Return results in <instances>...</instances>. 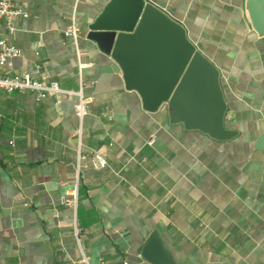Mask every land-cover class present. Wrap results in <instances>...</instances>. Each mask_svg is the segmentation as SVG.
I'll list each match as a JSON object with an SVG mask.
<instances>
[{
  "label": "crops",
  "instance_id": "0c3cea01",
  "mask_svg": "<svg viewBox=\"0 0 264 264\" xmlns=\"http://www.w3.org/2000/svg\"><path fill=\"white\" fill-rule=\"evenodd\" d=\"M149 1L219 69L235 135L217 140L171 123L163 106L144 109L87 38L110 0H14L28 15L14 31L0 26L20 50L7 68L74 89L87 64L82 152L109 165L78 173L76 97L0 92V264H84L75 220L90 264H161L140 253L153 231L170 264H264V3L254 23L248 0ZM75 188L76 206L65 201Z\"/></svg>",
  "mask_w": 264,
  "mask_h": 264
},
{
  "label": "water",
  "instance_id": "95a60500",
  "mask_svg": "<svg viewBox=\"0 0 264 264\" xmlns=\"http://www.w3.org/2000/svg\"><path fill=\"white\" fill-rule=\"evenodd\" d=\"M258 1L264 3L247 2L254 23L260 21ZM87 38L113 59L111 70L123 72L126 88L141 95L145 110L156 112L163 106L171 123L217 140L235 135L225 126L227 101L219 69L197 49L186 28L157 5L149 0H110L89 22ZM140 253L154 263L172 261L157 231Z\"/></svg>",
  "mask_w": 264,
  "mask_h": 264
},
{
  "label": "built area",
  "instance_id": "2783aa9c",
  "mask_svg": "<svg viewBox=\"0 0 264 264\" xmlns=\"http://www.w3.org/2000/svg\"><path fill=\"white\" fill-rule=\"evenodd\" d=\"M78 1V0H76ZM28 14L24 12L19 6H17L14 0H0V26L3 21L7 22L10 31H14L15 27L12 22L20 17H26ZM75 24L65 32L67 37L72 36L77 38L79 33ZM20 54L19 48L12 43L8 42L5 38L0 37V92L11 94L13 92H34L37 101H41L47 96L60 97H76L77 101L74 105L75 114L79 120V126L76 132V136L79 140L77 150V168L78 173H81L83 169L99 170L109 165L106 156L99 150H96L90 154H84L82 152V133H83V121L84 118L90 112V104L92 98L87 97L84 93L85 79L83 76V69L87 64L83 63L81 59L78 62L79 68V86L78 88L70 89L63 87L56 80H47L46 77H36L33 73L21 72L13 73L7 67L11 60L18 57ZM81 56V53H78ZM154 137L151 138L149 143L154 142ZM69 197L66 198V202L69 204L77 205L78 202V189L68 193ZM88 233V229L81 226L76 220L74 222V235L78 250L81 255V261L84 264H90L86 250L82 243V237Z\"/></svg>",
  "mask_w": 264,
  "mask_h": 264
}]
</instances>
